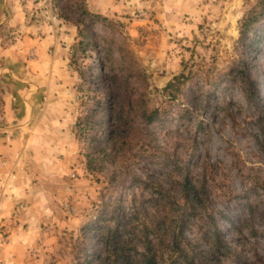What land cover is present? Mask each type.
Instances as JSON below:
<instances>
[{"label":"rangeland","instance_id":"rangeland-1","mask_svg":"<svg viewBox=\"0 0 264 264\" xmlns=\"http://www.w3.org/2000/svg\"><path fill=\"white\" fill-rule=\"evenodd\" d=\"M69 2L0 0V138L11 133L4 127L13 121L6 110L22 96L37 95L39 110L50 94L57 96L50 109L60 118L52 133L34 137L25 157L23 150H0V264H73L85 249L83 228L95 221L120 227L118 213L126 215L135 242L144 233L157 239L165 210L151 201L138 217L132 209L105 208L137 189L133 173L177 191L187 163L209 186L207 208L190 209L187 217L186 236L196 250L208 251L211 264H264V134L257 118L264 113V43L248 52L253 35L240 41L239 33L257 0L135 4L103 14L115 25L97 24L96 46L79 44L82 26ZM54 27L77 36L65 41L69 51L59 55L63 65L51 93L56 53L6 52L20 34ZM110 46L116 57L122 47L138 73L127 76L116 67L114 78L101 56ZM190 68L194 82L182 94L163 93ZM227 70L237 71L236 78L222 79L206 111L196 113L195 83ZM103 75L113 80L102 81ZM111 94L120 115L110 121ZM141 105L159 107L162 119L143 128L133 116ZM123 119L135 126L117 153L108 131ZM212 219L220 227L219 247L209 232Z\"/></svg>","mask_w":264,"mask_h":264},{"label":"trees","instance_id":"trees-1","mask_svg":"<svg viewBox=\"0 0 264 264\" xmlns=\"http://www.w3.org/2000/svg\"><path fill=\"white\" fill-rule=\"evenodd\" d=\"M68 1L72 2H69V9L77 14L78 22L82 26L79 32L81 37L79 44H94L96 46L98 34L95 28L97 24L100 23L108 27L115 25L114 21L102 13L91 10L87 0ZM258 28L261 29V32L257 31ZM239 33L240 41H245L250 34L253 35L249 39L250 44L247 45L248 52L261 50L264 43V0H257L256 5L243 15L239 24ZM111 41L114 40L111 39ZM124 52L125 50L121 47L118 53L119 57H116L110 46L104 53H101L103 59L106 60L105 63H108L110 71L113 72L114 78L118 76V73H115L116 67L117 70L126 72L127 76L138 73L136 64ZM193 74H195L194 70L190 68L188 72L184 70L175 75L163 88V93L171 98L182 94L183 87L194 82ZM236 74L237 71L235 70H227L219 74L220 76L214 77L213 81L207 76L203 77L201 82L195 83L194 88L196 89L193 91V98L198 101V105L194 111L196 113L205 112L208 106V97L219 91L218 83L224 78H228L230 81L234 80ZM110 78L112 77L103 75L102 81L107 82ZM112 97V94L108 95L109 101ZM112 100L107 112L110 121L112 118H119L120 115V112H117L116 108L113 107L114 100ZM131 110L132 107H130L129 112H132ZM134 110H138L136 111L138 113L133 116L140 121L139 124L143 128L160 121L163 115L159 107L149 108L141 105ZM190 110L193 112L192 109ZM257 118L264 134V113ZM134 126L135 123H130L126 119H123L120 124L118 121L114 122L112 127L110 126L108 137L111 138L110 140H114L116 152L120 149V140L128 129H132ZM131 181L137 186L132 195L126 196L125 200H123L125 196L120 197L115 203L107 205L105 209H132L131 215L138 217V209H147L145 202L146 200L151 201L155 205L154 209L165 210L162 218L163 230L157 234V239H150L148 235L144 236V233L138 237L142 241L140 243L135 242L127 233L128 221L123 222L127 219L122 216L125 217L126 215L121 216L118 213L115 217L118 221L116 225L119 224L120 220H123L122 224H119L120 227H110V225L107 227L106 224L95 221L83 228L85 249L83 252L79 251L73 264H211L208 260L210 253L196 250L192 240L186 236L189 210L207 208L205 204L209 192L207 182L203 178L191 174L190 164L187 163L186 165V173L181 177L177 191L169 187L165 188V185L159 181L137 173H133ZM145 228L146 226H142L141 231L145 232ZM209 232L215 239V247L222 246L220 227L214 219L211 220ZM94 239L96 240L95 246Z\"/></svg>","mask_w":264,"mask_h":264},{"label":"crops","instance_id":"crops-1","mask_svg":"<svg viewBox=\"0 0 264 264\" xmlns=\"http://www.w3.org/2000/svg\"><path fill=\"white\" fill-rule=\"evenodd\" d=\"M164 1L167 2H181L183 0H87L89 7L96 12L102 14H114L116 12H124L126 9H131L138 4L139 6H147L152 5L154 2L161 4ZM77 33H70L68 31H60L58 28L54 27L52 30L47 33L35 35L29 34H20L18 42L16 44H12L10 49L7 50L6 53H56L53 57V71L52 78L49 81V85L51 87V93L55 86L54 76L63 65V62L59 59V55L62 53H68L69 46L65 43V41H70L71 38L75 39ZM63 70V69H62ZM62 72V71H61ZM51 75V74H50ZM70 81V76L66 82ZM68 84V83H66ZM35 98H39L37 95H25L21 97V100L18 101L17 98L14 99L11 103L15 109L8 108L6 110L7 118L12 119V123L4 126L6 130L10 131L9 135H4L0 138V150L6 152H15L17 150L19 152L23 150V155L25 157L26 151L32 147L30 142L34 141V137L36 135L52 133L53 128L59 123L60 118L56 115V111L54 113L51 112V106H53V101L56 100L58 102L57 96H48L47 99V107H44V110H39L36 107ZM16 105H20L19 108H16ZM12 130V131H11ZM19 130V132H18ZM12 132H16V136H12ZM17 153V155L19 154ZM23 157V158H24ZM23 185V184H22ZM2 208V207H0ZM9 209V208H8ZM13 209V208H10ZM4 211V209H2Z\"/></svg>","mask_w":264,"mask_h":264}]
</instances>
